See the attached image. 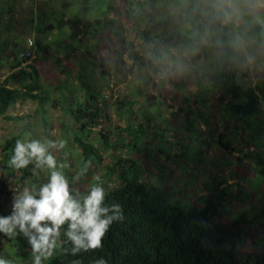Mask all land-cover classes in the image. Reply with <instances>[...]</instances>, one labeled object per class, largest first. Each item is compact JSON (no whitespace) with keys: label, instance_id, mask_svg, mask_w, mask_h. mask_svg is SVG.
I'll return each instance as SVG.
<instances>
[{"label":"rangeland","instance_id":"rangeland-1","mask_svg":"<svg viewBox=\"0 0 264 264\" xmlns=\"http://www.w3.org/2000/svg\"><path fill=\"white\" fill-rule=\"evenodd\" d=\"M115 1L123 11V1ZM96 2L97 0H0V63L3 65L0 67V82L10 72L11 58L18 55L21 49L23 50L27 39H33L35 42L45 40L46 53L44 55L46 58L43 60H34L33 58L27 61V64L37 68L42 80L40 95L46 97L47 100L43 106L38 100L19 101L11 106L5 116H22L23 120L21 121L8 120L4 116H0V154L6 141L13 137H19L21 140L37 139L45 145L50 140L63 139L66 141V146L63 149H49V151L56 157L58 164L66 163L68 165L63 171L70 190L74 189L75 192L85 195L93 183L102 184L105 190L110 189L111 184L109 183L116 181V174L111 179H106L107 168L114 165L116 156L131 158L127 155L129 151L120 149L119 152H116L112 148L105 150L103 144L97 141L95 146L99 148L102 160L97 164H90L88 167L90 174L79 175L82 158L78 146L73 140H67V137L71 136V130L79 132L80 125L73 116L64 110L70 109V105L63 106V97L66 96L69 100L70 97L80 99L84 95L86 96L88 92L85 93V86H82L81 80L89 89L99 95L97 104L102 101V97H105L107 101V107L103 108L104 117L97 119L91 138L96 137L95 133L101 132L108 137L110 143L118 142L119 137L123 134L120 130L133 123L130 133L124 135L126 143L131 140L137 145L149 143L150 153L149 149L144 151L142 158L145 162L149 161L150 164L145 165L146 163L142 161V165H145L148 175L152 173L153 176H150L149 179L154 184L165 188L173 201L180 202L181 206L191 204L193 207H197L200 205V197L210 192L212 178L214 180L227 178L222 187L233 185L232 189L235 194L232 197L234 200L227 198V211L222 213V219L230 222L232 217L238 218L245 212L251 218L256 217V212L264 206V176L257 174L258 170L264 169V145L261 142L249 145L251 152L260 155V159L263 161L261 164H258L261 162L259 158L253 159L255 157L253 154H251L250 160L243 159L242 162H238L237 159L242 156V153L237 151L230 153L219 146L216 139L220 134H225L228 142L234 143L235 148L238 139L241 142L246 137L237 134V129L242 131L243 123L231 119L233 113L229 109L225 110V107H221L219 102L217 103V93L209 92L211 89L206 80H203L205 85L197 86L194 72L188 73L193 75L192 77H186L183 74L172 75L167 71L166 74L160 71H151V67L146 63L151 55L137 40L133 25L127 16H123L121 20L129 30L128 39L136 44L135 52L138 53L141 60L134 64L125 56L126 77L117 73L115 69L114 49L117 44L106 33L97 36L98 42L84 38L83 46L67 49L68 36L63 31L44 28L54 23L56 19L61 20L62 16L65 19L74 15L75 10L82 8L83 4L94 5ZM175 6L178 4L167 0L153 13L154 17L159 21H164L163 19L170 15ZM88 17L94 18L95 16ZM99 17L103 19V16ZM170 18L165 20L168 30H171L173 24L171 23L172 16ZM101 37H105V39L100 40ZM173 42L176 45L182 43L178 38ZM96 43H98V48H94ZM54 59L61 61L60 66L54 63ZM142 61H144V65H142ZM205 63L204 67L207 64L209 66L212 62L206 59ZM163 65L162 67H166V64ZM209 68L207 67L206 70L209 71ZM234 70L239 74L241 83L248 88H255L264 78V69L251 73L241 72L236 68ZM168 75H170L171 81H168ZM182 79H184L186 95L182 90L172 92L175 89V82ZM63 81L67 82L66 86L62 85ZM138 90L141 91L140 94H138ZM178 95L181 98L187 96L189 100L187 102L183 101L184 99L179 101V98L176 97ZM204 96L207 97L206 101L208 98L210 99L206 106L201 102ZM197 97L198 104L195 103ZM119 100L134 103L132 112L127 109L124 111L131 116L128 119L120 116L121 110L117 106ZM120 107L124 109V103L120 104ZM150 117L154 120L148 128L149 133L146 131V127L143 129L139 124L147 125L148 122L145 118ZM142 130L146 131L147 135L142 134ZM240 144H238L239 148ZM243 152L247 151L244 149ZM168 156H170L169 162ZM122 166L123 164L117 166V172L123 168ZM181 172L186 174L190 172L192 175L187 176L188 178L184 180ZM70 175L72 180L69 181ZM49 177L50 171L47 168L44 170L35 169L31 171V176L22 183L20 173L17 171L14 176L6 180L7 186L5 187L9 192H15L14 190L20 192L25 187L33 186L38 189L42 184L48 182ZM0 205L8 212L5 216L11 214L12 204L0 202ZM183 207L185 208V206ZM263 235L264 227L254 225L251 234L245 239L246 246L243 253L251 251ZM19 237L28 244L25 251L32 253L27 238L22 234ZM13 244L15 243L0 233V250L4 252L0 257H11L13 250L10 246ZM16 250L18 251V249ZM10 262L11 264H25L16 257H12Z\"/></svg>","mask_w":264,"mask_h":264},{"label":"trees","instance_id":"trees-1","mask_svg":"<svg viewBox=\"0 0 264 264\" xmlns=\"http://www.w3.org/2000/svg\"><path fill=\"white\" fill-rule=\"evenodd\" d=\"M122 1L124 4L123 11L117 6L115 0H97L94 5L83 4L82 8L75 10L74 15L65 19L62 16L61 20L56 19L54 23L44 28L63 31L68 36L67 49L83 46L82 43L85 39L98 42L100 34L106 33L117 44L114 49L115 69L117 73L126 77L125 56L134 64L141 60L138 53L135 52L136 44L128 39L129 30L121 20L123 16H127L133 25L137 40L144 45L145 50L151 55L146 61L147 66H150L153 72L160 71L166 74V71H161L163 64L154 62V58H164L169 47L176 45L173 40L178 38L183 42L186 38L185 31L173 19L171 30L167 29L165 20L171 19V15H167L163 19L164 21H159L154 17L153 13L167 0ZM171 1L178 5L180 3V0ZM90 15L95 17L89 18ZM100 15L103 16V19H100ZM104 39L105 37L100 38V40ZM44 41L37 40L35 42L34 60L46 58L44 55L46 42ZM94 46V48H98V43ZM25 47L26 45L23 49ZM24 50L21 49L20 52ZM88 50L90 49L88 48ZM206 57L211 62V53L207 50ZM143 62L142 65H144ZM10 63L9 74L0 82V116H4L8 120L21 121L23 120L22 116H5L11 106L26 100H38L43 106L47 100L46 97L40 95L42 80L37 68L27 64V60H21L18 55L11 58ZM54 63L60 66L61 61L54 59ZM2 66L0 63V67ZM205 67H210L209 71ZM205 67L202 65L192 71L196 76V85L204 84L203 80L208 82L207 85L211 89L209 92L215 91L214 93H217V103L219 102L221 107H225V110L227 108L233 113L231 119L243 123L242 131L237 129V134L246 137L241 142L238 139L236 148L233 146L234 143L228 142L225 134H220L216 142L230 153L235 151L242 153V156L237 159L238 162L251 158V154H253L255 156L253 159L259 158L261 160L258 164L263 163L258 153L251 152L249 145L254 142H261L264 145V78L259 81L255 88H248L241 83V78L234 67L228 65L219 67L215 62L209 66L207 64ZM183 75L186 77L193 76L188 73ZM167 78L168 81L172 80L170 75ZM80 83L85 86V93L88 92L86 96L84 95L80 99L70 97L69 100L66 96L63 97V106L65 104L70 105V109L64 110L73 116L80 125L79 132L71 130V136H68L67 140H73L78 146L82 158L79 175L91 173L89 168L84 171V165L89 160L91 164H97L102 160L99 148L95 146L97 141L103 144L105 150L112 148L116 152H119L120 149L129 151L127 155L131 158L114 157L115 163L107 168L106 174L108 180L116 174V181L110 182L111 188L105 190V204H119L123 210V219L113 222L110 226L103 238L101 249L80 253L78 256L64 254V249L71 247L64 235L68 227L66 222L60 230V237L57 240V247L53 255L47 260L42 259L41 264H73L75 260H80L82 264H95V261L101 257L107 261V264H264V235L260 237L251 251L243 253L246 246L245 239L251 234L253 226L264 227V206L256 212V217L253 218L245 212L238 218L232 217L230 222L222 219V213L227 211V198L234 200L232 197L235 194L232 189L233 185L222 187L227 178H219L218 180L212 178L210 192L200 197V205L197 207L184 204V208L180 202L173 201L165 188L154 184L149 179L153 175L152 173L147 174L145 165L150 164V162H145L142 158L144 151L149 149L150 153L149 143H147L148 146L137 145L133 140L126 143L124 135L130 133L133 123L120 130L123 134L121 133L118 142L112 141L110 143L108 137L101 132L95 133L96 137L91 138L97 119L104 117L103 108L107 107V101L105 97H102V101L97 104L99 95L89 89L81 80ZM62 85L66 86L67 82L63 81ZM174 85L176 90L174 89L172 92L182 90L184 94L186 93L184 79L175 82ZM140 93L141 91L138 90V94ZM176 97L179 98V101L181 99H184L185 102L189 100L187 96L181 98L178 95ZM197 99L198 97L195 99L196 104L199 103ZM206 99L207 97L204 96L203 101H201L205 103V106L210 100L208 98L206 101ZM122 103H124V109L120 107ZM133 104L131 101H117L118 109L121 110L120 116L126 119L131 117L124 111L127 109L132 112L134 110ZM171 110L173 111V109ZM178 110L177 113H179ZM145 120L148 124H139V126L143 129L146 127V131L150 133L148 128L154 118H145ZM254 122L257 124H253ZM146 131L142 130V134L147 135ZM18 139L19 137H13L7 140L0 154V202L3 204H13L15 195V192L6 190V180L18 171L20 180L24 183V180L31 176V171L34 170L32 164L19 170H14L8 166V160ZM239 143H241L240 148L238 147ZM244 149L248 153L243 152ZM167 160L169 162L170 156ZM142 161L146 164L142 165ZM120 164H123V168L117 172V166ZM190 172L187 173L188 175L181 172L182 178L185 180L191 176ZM257 174H261L263 177L264 169L258 170ZM160 179H162L161 176ZM70 180H72L71 175ZM16 192L18 193V191ZM71 192L75 198L83 196V194L75 192L74 189H71ZM2 207L0 205V216H5L8 212ZM19 236L20 234L14 235L9 239L15 243L10 246L13 253H6L11 254V257H0V259L11 261L12 257H16L25 264H34L33 254L25 251L28 244ZM3 254L4 252L0 250V256Z\"/></svg>","mask_w":264,"mask_h":264},{"label":"clouds","instance_id":"clouds-1","mask_svg":"<svg viewBox=\"0 0 264 264\" xmlns=\"http://www.w3.org/2000/svg\"><path fill=\"white\" fill-rule=\"evenodd\" d=\"M170 15L186 38L170 46L164 58H154V62L166 64L161 71L172 75L190 73L205 64L206 50L211 53V62L219 67L228 65L249 73L264 69V0H180ZM65 146L63 139L50 140L46 145L37 139H18L8 160L14 170L32 164L34 170L50 171L48 182L38 189L14 190L12 213L0 216V233L9 239L18 234L27 238L34 264L53 255L66 222L64 235L71 247L65 248L64 254L78 256L101 249L110 226L123 219L119 204H105L106 191L100 183L91 184L87 194L73 197L63 171L68 165L58 164L49 151ZM90 164V160L85 163L84 171ZM0 264L11 262L0 259ZM73 264L82 262L75 260ZM95 264L107 261L101 257Z\"/></svg>","mask_w":264,"mask_h":264},{"label":"built area","instance_id":"built-area-1","mask_svg":"<svg viewBox=\"0 0 264 264\" xmlns=\"http://www.w3.org/2000/svg\"><path fill=\"white\" fill-rule=\"evenodd\" d=\"M35 56V41L33 39L27 40V45L24 51L20 52L18 54V57L21 60H27L33 59Z\"/></svg>","mask_w":264,"mask_h":264}]
</instances>
